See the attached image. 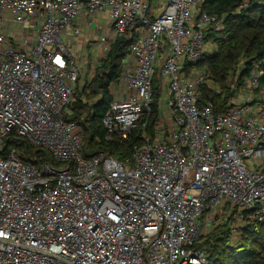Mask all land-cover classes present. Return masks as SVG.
Returning <instances> with one entry per match:
<instances>
[{"label":"built area","instance_id":"obj_1","mask_svg":"<svg viewBox=\"0 0 264 264\" xmlns=\"http://www.w3.org/2000/svg\"><path fill=\"white\" fill-rule=\"evenodd\" d=\"M203 2L0 0V264H202L194 245L217 226L234 243L264 224L259 72L225 111L199 105L208 81L194 66L219 26ZM82 16L100 31L77 48ZM116 36L131 42L101 124L106 141L139 140L123 160L84 157L64 114ZM18 141L55 165L22 161Z\"/></svg>","mask_w":264,"mask_h":264},{"label":"trees","instance_id":"obj_2","mask_svg":"<svg viewBox=\"0 0 264 264\" xmlns=\"http://www.w3.org/2000/svg\"><path fill=\"white\" fill-rule=\"evenodd\" d=\"M152 2L149 0V3ZM202 10L215 17L219 26H208L204 30L205 42H210L215 51L201 55L196 66L204 64L207 81L214 89L207 83L201 86L199 105L210 102L214 112L221 113L245 87L252 71L259 72L254 93L264 90V0H204ZM135 34L133 32L132 37ZM130 42L124 36L114 38L109 51L97 65L94 76L76 91L77 97L69 106L70 112L64 114L66 121L76 123L83 131L84 157L103 152L123 160L129 157L132 145L139 140L138 131H135L127 140L113 136L106 141L107 132L101 124L111 101L108 85L119 75L121 59L127 53ZM158 82L154 79L152 114L146 128L150 133L158 114ZM82 96L86 97L85 102ZM9 144L16 147L24 162L55 165L44 150L20 141ZM226 225L217 226L194 245L203 253L202 264H264V224L255 221L247 224L240 230V239L234 243Z\"/></svg>","mask_w":264,"mask_h":264},{"label":"crops","instance_id":"obj_3","mask_svg":"<svg viewBox=\"0 0 264 264\" xmlns=\"http://www.w3.org/2000/svg\"><path fill=\"white\" fill-rule=\"evenodd\" d=\"M89 19H87L85 16H82L79 18L76 23L80 26L81 33L78 38V42L74 44L75 47L79 46H86V44L90 45L89 43H86L88 41H91L97 36L99 33V28L95 24H89Z\"/></svg>","mask_w":264,"mask_h":264},{"label":"rangeland","instance_id":"obj_4","mask_svg":"<svg viewBox=\"0 0 264 264\" xmlns=\"http://www.w3.org/2000/svg\"><path fill=\"white\" fill-rule=\"evenodd\" d=\"M159 1L160 0H153V4H152V6L154 7V4H157V3H159ZM215 51V48H214V46L210 43V42H208L207 44H206V47H205V53H211V52H214ZM158 67V66H157ZM156 67V68H157ZM194 69L195 70H197V71H204L205 70V67H204V64H202V65H199V66H194ZM207 71V70H206ZM206 71H204V72H206ZM207 84H208V87H214L213 85H212V83L210 82V81H208L207 82ZM163 90L165 91L166 89L165 88H163ZM241 96H244V91L243 90H241ZM253 96H254V100H256V101H259V102H261V101H264V90H261V91H259V92H257V93H253ZM82 99H83V102H85L86 101V97L84 96H82ZM243 99L245 100V98L243 97ZM242 99V102L244 101Z\"/></svg>","mask_w":264,"mask_h":264}]
</instances>
